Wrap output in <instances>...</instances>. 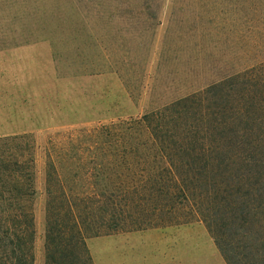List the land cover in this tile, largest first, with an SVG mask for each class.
<instances>
[{
  "label": "trees",
  "instance_id": "16d2710c",
  "mask_svg": "<svg viewBox=\"0 0 264 264\" xmlns=\"http://www.w3.org/2000/svg\"><path fill=\"white\" fill-rule=\"evenodd\" d=\"M15 140H0V264H33V165ZM67 140L47 163L45 264H93L89 239L193 223L226 264H264V61Z\"/></svg>",
  "mask_w": 264,
  "mask_h": 264
},
{
  "label": "rangeland",
  "instance_id": "374dc122",
  "mask_svg": "<svg viewBox=\"0 0 264 264\" xmlns=\"http://www.w3.org/2000/svg\"><path fill=\"white\" fill-rule=\"evenodd\" d=\"M86 1L40 0L33 11L0 0V50L42 45L45 54L41 89L11 105L23 117L15 113L0 134L16 139V159L32 161L33 264H45L47 163L57 165L70 136L141 116L264 61V0H154L151 11L143 0L122 8ZM186 227L207 238L208 264H226L204 224ZM104 237L87 240L93 264H105ZM107 262L118 264V253Z\"/></svg>",
  "mask_w": 264,
  "mask_h": 264
},
{
  "label": "crops",
  "instance_id": "0c3cea01",
  "mask_svg": "<svg viewBox=\"0 0 264 264\" xmlns=\"http://www.w3.org/2000/svg\"><path fill=\"white\" fill-rule=\"evenodd\" d=\"M41 48L42 45H23L0 50V134L5 133L1 131L15 113L23 117L24 109L11 105L22 104L33 88L41 89L42 73H46ZM9 96L18 100H10ZM103 240L105 264H111L107 262L109 255L115 258V253L118 264H208L207 238L193 234L186 225L124 233ZM211 248L216 250L213 244Z\"/></svg>",
  "mask_w": 264,
  "mask_h": 264
}]
</instances>
